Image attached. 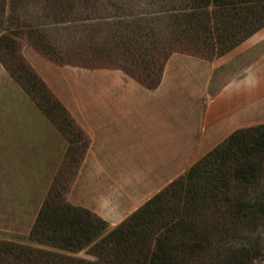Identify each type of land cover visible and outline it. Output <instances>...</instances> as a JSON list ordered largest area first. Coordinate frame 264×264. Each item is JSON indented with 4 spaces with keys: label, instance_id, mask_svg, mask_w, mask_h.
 I'll use <instances>...</instances> for the list:
<instances>
[{
    "label": "trees",
    "instance_id": "16d2710c",
    "mask_svg": "<svg viewBox=\"0 0 264 264\" xmlns=\"http://www.w3.org/2000/svg\"><path fill=\"white\" fill-rule=\"evenodd\" d=\"M263 28L264 0H0V64L67 142L28 236L46 249L0 240V264H258L264 125L233 132L109 230L68 201L89 138L22 47L153 90L173 54L213 61ZM83 251L93 260L71 255Z\"/></svg>",
    "mask_w": 264,
    "mask_h": 264
},
{
    "label": "crops",
    "instance_id": "0c3cea01",
    "mask_svg": "<svg viewBox=\"0 0 264 264\" xmlns=\"http://www.w3.org/2000/svg\"><path fill=\"white\" fill-rule=\"evenodd\" d=\"M22 54L89 138L68 201L109 229L233 132L264 125V28L213 61L173 54L153 90L119 69ZM66 149L0 64V240L28 238Z\"/></svg>",
    "mask_w": 264,
    "mask_h": 264
},
{
    "label": "rangeland",
    "instance_id": "374dc122",
    "mask_svg": "<svg viewBox=\"0 0 264 264\" xmlns=\"http://www.w3.org/2000/svg\"><path fill=\"white\" fill-rule=\"evenodd\" d=\"M11 235H14V234H12V232H10V234L8 235L10 237H8V238H10V240H12V242L19 243V244H22V245L33 246V247H37V248H45L44 246H40L38 244H35V243L29 241V238H27V237L26 238H24V237L23 238H21V237H12ZM254 237H255L256 240L259 241L261 247L264 248V227L260 228L258 230V232L255 234ZM1 241H4V240H1ZM5 241H8V240H5ZM47 249L54 251L53 249H50V248H47ZM71 255H73L75 257H79V258H84V259H87V260H93V258L88 256L85 251L77 253V254H71ZM258 264H264V258H261L258 261Z\"/></svg>",
    "mask_w": 264,
    "mask_h": 264
}]
</instances>
